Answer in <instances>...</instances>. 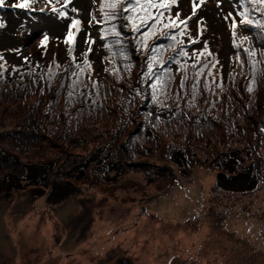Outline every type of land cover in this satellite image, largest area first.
<instances>
[{"label": "rangeland", "instance_id": "rangeland-1", "mask_svg": "<svg viewBox=\"0 0 264 264\" xmlns=\"http://www.w3.org/2000/svg\"><path fill=\"white\" fill-rule=\"evenodd\" d=\"M6 1L11 2H4L8 11L15 13L0 16L2 31H9L15 23L13 17L24 16L22 11L12 8L24 0ZM109 1L104 6L101 0H95L93 10L92 0H30V6L24 8L45 15L37 13L33 20L27 18L18 29L15 42H20L22 54L14 57V64H27V53L36 56L33 52L42 46V54L50 57L48 65L53 59L62 61L65 46L61 42L69 18L74 17L79 24L75 27L73 53L86 44L87 38L88 51L99 57V61L94 60L91 74L107 66L105 73L97 74L100 79H94L95 87H89L90 93L98 94L101 101L83 109H76L83 100L81 92L65 94L69 80L59 78L60 71L45 81L33 72L17 77V83L8 84V79H0V156L16 157L6 162L0 159V178L6 184L0 191V264H264V60L258 59L264 37L258 33L264 0L235 3L239 13L233 11V19L236 25L238 21V27L232 32L231 42L243 47L244 32L250 31L247 38L253 45L247 52L237 49L235 61L229 67L225 51L227 7L218 4L219 0H177L178 6L171 11H178L173 16L182 23L192 20L199 29L204 22V35L212 32L216 38L212 53L218 50L220 64L200 63L201 66L186 64L179 58V53L187 54L192 38L200 32L193 35L191 27L187 33L185 29L188 40L184 42L171 43L173 36L168 34L163 43L154 45L150 33L161 29L135 35L134 24H122L123 0ZM104 11H114L115 27L129 33L116 36L112 46L108 39L104 40L112 33L106 31L109 19ZM74 34L73 29L67 41L72 43ZM44 37L49 38V45H42ZM97 37L102 40L101 46ZM0 42L8 44L9 37L1 34ZM108 47L117 51L114 62L103 61L104 56L111 54ZM147 51V59L150 57L153 65L146 70L157 75L151 88L156 83L154 93L158 100L166 105L170 97L177 114H151L148 120L156 126L154 135L141 140L133 133L130 146L125 148L119 145L126 139L125 132L110 138L104 131L118 122L115 119L99 128L103 131L100 134L94 130L98 127L90 125L84 140L80 127L73 126V137L80 141L67 144L62 136L65 132L58 126L65 122L70 110L105 112L115 109L116 102L124 97L128 102L138 86L146 90L138 74ZM7 55V51L0 50V65L5 64ZM133 57L138 59L133 61ZM169 70L173 71L174 84L164 88L158 76L163 77ZM86 73L90 74V70ZM106 74L110 77H101ZM29 75V85H23V78ZM220 78L221 85L228 81L224 87L216 84ZM75 83L86 87L83 75ZM16 87L21 94H13ZM105 90L113 97L111 107L104 103ZM166 114L169 115L167 111ZM30 124L39 130L50 129V140L43 142L37 136L17 134ZM127 124L124 131L133 126L131 120ZM104 140L112 141L107 149L110 161L121 163L119 173H105L90 163L85 171L79 167V174L70 168L84 163L82 153ZM249 142L250 158L237 167L255 165V186L236 191L215 185L219 162L216 157L222 146L241 150ZM182 148L188 156L186 168L169 160L172 150ZM30 163L39 166L36 174L43 170V164L50 165L43 181L49 184L55 178L67 180L71 183L70 193L57 203H49L45 199L48 187L42 181L34 186L25 180ZM40 191L44 193L39 195Z\"/></svg>", "mask_w": 264, "mask_h": 264}, {"label": "trees", "instance_id": "trees-1", "mask_svg": "<svg viewBox=\"0 0 264 264\" xmlns=\"http://www.w3.org/2000/svg\"><path fill=\"white\" fill-rule=\"evenodd\" d=\"M107 1L108 0H101L104 6ZM93 2L95 3V0H93ZM109 2H112V0ZM169 2L173 3V1L171 0H139V2H137V0H123L122 12L124 15V20L122 24L123 25L129 23L134 24L136 26L135 27L136 30H134L135 35L136 34L139 35L140 33L143 34L144 32L147 31H154L156 29H161L158 32L150 33L154 38L152 40L154 45L163 43V41L167 39L166 36L168 34H171L173 36L171 43L176 44L177 42H184L188 40V38L184 36L185 29L187 33L189 30H192V28H194L193 35L199 32L200 35L198 37L196 36L192 38L191 40L192 42H190V44L188 45V48L190 50L187 52V54L179 53V58L184 63L191 65L196 64L201 66L202 64L200 63H209V65L220 64L218 50L214 54L212 53L214 49V47H212L213 46L212 44H214L216 38L212 37V32H209L207 35H204L205 33L204 22H202V25L200 24V29L197 28V25L193 26L195 23L192 20H188L185 21V23H182L180 20L175 18V16H173V14L175 13L171 12L172 11L171 6H173L174 4H168ZM260 7H263V11H264V3ZM10 13H11L10 11H7V12H2L0 14L6 15ZM14 13L15 12H12V14ZM113 13L114 11H110V12L104 11L105 18L109 19V22H107L109 27H106V31L107 32H110V30L112 31V33H110L109 36L104 39L105 41H107L108 39L109 46H112V43L114 42L116 36H120L122 34L129 35V33L124 32L122 28L115 27V20L113 19V15H114ZM12 19H14L15 23L12 24L10 30L5 31L4 34V36H6L7 38L9 37V43L3 44L0 42V50L6 46L8 47L11 46V48H16L20 46L18 45L20 42L18 41L17 43L15 42V40L17 34L20 33L18 29L24 26V23H26L27 18H25L24 16L17 15ZM226 19L230 22V18L228 16ZM260 19L261 20L258 26V33L264 36V15L261 16ZM14 28H16V31L13 30ZM225 30H226L225 38L227 45L225 51H226V56L228 58L226 67H229L235 61L236 58L235 54L237 49L240 50L244 49L247 52L249 46L253 45V41L249 38L243 37L241 40V44H243L244 46L243 47L236 46L231 42L233 41L232 32L235 30V26L234 25L231 26L230 24H228ZM160 33L163 34L158 35ZM100 39L97 37L96 42L98 43V45L101 46L102 40ZM85 42L86 44H84L83 47H81L79 50L76 49V53H73V50L76 48L74 46L75 40L72 45L70 44L64 45L65 47H69V50H65L63 60L57 61V59H53V62L50 65H48V63L50 62V57L48 56L46 58L44 54H42L44 53L43 46L35 49L33 53L34 54L36 53V56L33 55L32 53H27V62H28L27 64L23 62L14 64L13 60L16 55L13 53L11 57L8 59V61L5 60V64L0 65V79L3 80L8 79L6 82L8 84H10L13 81L17 83V81L19 80L16 79L17 77L20 76L24 77L29 73L33 72L34 75L40 81L42 80V78L43 81H45L47 77L54 78V75L60 71L61 74L59 78H67L69 80V85L66 86L65 94L69 95L71 93L74 94L76 92L82 93L83 100L77 105L76 109H83L85 107L94 106L93 104L98 101H101V98L98 96V94L90 93L89 87L91 88L95 87L94 79L97 78V74H99V72L105 73V66H107V64H105L98 72L91 74V71L93 70L94 60L99 61V57L98 55L95 56L94 53L88 51L89 50L88 46L90 45V42L89 41L87 42V38L85 39ZM196 43L197 46H195ZM229 43L232 46H230ZM193 46L195 47L191 48ZM260 46L262 47V51L260 55H258V59L262 61L264 60V37H262L261 39ZM93 47L96 48L95 43ZM200 49H202V51L204 52L202 55L200 54ZM96 50L98 53L99 49L96 48ZM108 52H110L111 54L108 53L107 56H104L103 61L107 60L114 62V59L112 58L116 56L114 54H117L116 49H114L113 47L112 48L108 47ZM149 54H150L149 51H147L146 55L143 57L144 60H141V70H139V74H138L139 80L144 81L146 90L138 86L139 90H135L133 92L135 94L130 96L131 99L128 100V102L126 100V97H124L123 100L121 99L120 101L116 102L115 109L108 110L105 112H96V111L77 112L74 109H72V111L74 110L72 112L70 110V115H67L64 118L65 122L59 124L58 126L62 133L65 132L62 134V136H64L65 138L64 140L68 141L66 142L67 144L70 145L74 143L78 144V141H80L73 137L74 136L73 133L75 134L74 129H76V128H72L73 126L80 127L79 130L80 137L84 140V136L89 135L88 133L90 129H88V127L90 125L91 126L94 125L93 127H98L95 128L94 130L96 131V133L100 134L103 133V131L100 130L99 128L102 127L104 128V126L106 127L107 126L105 125L106 123L110 122V120L115 119L116 121H118L114 124L116 127L113 125V127L111 128H104V131L107 132V135L110 138H112V136L116 138L121 132H125L126 139L124 138L122 142L119 143L120 146L125 148L127 146H130L131 143L130 139L132 138L130 137V135L133 133H137L141 140L146 139V137L149 139V137H152L154 135L153 130L155 129L156 126L148 120V116L150 117L151 114L153 113L158 114L160 117H168L171 114H174L175 108L173 106V102L171 101V98L168 97L166 105H164V102L158 100L157 98L158 95L154 93V89L156 88V83L151 88L153 82L157 78V75L153 74L151 71L146 70L149 65L150 66L153 65L150 57L149 59H147V56ZM134 59H138V57L136 58L133 57L132 60L134 61ZM249 60H250V56H248V61H247L248 64H250ZM123 65L124 67H126L127 64L124 63ZM168 65L172 66V64H170L169 62ZM251 67L254 68V66ZM111 68H114V66ZM87 70L88 71L90 70L91 75L86 73L88 72ZM79 75H83V78L86 80L85 88H81L79 87V83L77 84L75 83L76 80L79 81V79L75 80V78H77ZM31 77L32 76L29 75L28 77L23 78L22 81L23 85H25V83L27 82L29 85ZM101 77L105 78L110 76L106 74V76H101ZM158 78L159 80H161L164 88L174 84L173 83L174 75L172 70H169L166 74L163 75V77L159 75ZM204 80L207 82V78H204ZM221 80L223 79L222 78L218 79L216 84L221 85L222 83ZM90 82L92 84H90ZM179 82H184V79H180ZM227 83L228 81H225L221 86L224 87ZM104 84H105L104 88H106L107 87L106 82ZM32 87L27 89L29 90ZM13 91H14L13 94H17V95L21 94V92L17 90V87ZM174 94L175 97H180L179 93H174ZM104 98L106 99L104 102L105 105L108 106L110 105L111 107L112 106L111 102L114 100H111L113 97H110L106 93V90H105ZM132 100L135 102H132ZM185 102H187L186 99ZM64 106L65 104L63 105V109ZM63 111L64 110H62V112ZM166 111L169 113V115L166 114ZM71 115H73V117ZM71 117L73 119H71ZM130 120L133 125L132 128H130L128 131H124L125 127L128 125L127 121ZM145 126L146 128L143 129ZM259 131L261 135V130L259 129ZM16 132L19 136H23V135L37 136L43 142H47L51 138L50 129H48L47 131L46 128L44 127L42 130H39L37 126H35V124H30L28 126H25L21 129L20 132L18 131ZM56 135L59 134L56 132ZM157 137H158V133L156 134V137H154L153 140H155ZM263 138H264V132H262V139ZM111 142L112 141L104 140L99 145L96 146L94 145L86 149L85 152L82 153L81 155L83 156L84 163H81L79 166L72 165L70 168L79 174V167H81L82 170L85 171L90 163L91 166H93L94 168H100L105 173H109V174L110 173L114 174L115 172L119 173L121 171L120 170L121 168H119L121 163H117V161L115 162L110 161L109 149L107 148L109 144H111ZM58 144L59 143L57 142V145ZM250 144L251 143L249 142L246 146H243L241 150L232 149L231 145H227V144H224L222 146L221 150L219 151L216 157L219 159V162L216 163L217 171L215 173V182H214L215 185H217L222 189H226V190L232 189L236 191L250 190L255 186V184L258 181L257 174H255L254 172L255 165L249 164L244 168H239V169H238L239 166L237 167V165H239V162L244 161V159L247 160L248 158H250V153L248 152ZM11 158H16V157L0 156V159L3 162L9 161ZM126 160L128 159L127 158L124 159V161ZM169 160L171 164H175L178 167H182V168L188 167V156L186 155L183 148L172 150L170 153ZM36 166L39 167L35 163H30L27 165L26 174L28 175H26L25 180L30 182V184L34 186L39 185V183H41L42 181V184L48 187L45 199L49 201V203L51 204L57 203L70 193L69 188L71 183L67 180L55 178V179H51V182L49 184H46L43 181V179L47 177V174H49L48 171L50 169V165L43 164L42 167L43 170L40 171L39 174L36 173L40 168L37 169ZM9 176L16 177L13 176V174L12 175L9 174ZM3 187H6V184L4 178L2 177L0 178V191L3 190ZM43 193H44L43 191H40L39 195H42Z\"/></svg>", "mask_w": 264, "mask_h": 264}, {"label": "snow or ice", "instance_id": "snow-or-ice-1", "mask_svg": "<svg viewBox=\"0 0 264 264\" xmlns=\"http://www.w3.org/2000/svg\"><path fill=\"white\" fill-rule=\"evenodd\" d=\"M4 2H5V0H0V6H2L4 4ZM137 2H139V0H137ZM173 2H175V0H173ZM29 6H30V0H24V2L15 5V7H18V8H28ZM112 6L115 7V5H112ZM241 23H245V21H241ZM74 24L78 25L79 21H75ZM0 26H2V25H0Z\"/></svg>", "mask_w": 264, "mask_h": 264}, {"label": "crops", "instance_id": "crops-1", "mask_svg": "<svg viewBox=\"0 0 264 264\" xmlns=\"http://www.w3.org/2000/svg\"><path fill=\"white\" fill-rule=\"evenodd\" d=\"M7 215H8V211H7ZM11 235H13L12 232H11Z\"/></svg>", "mask_w": 264, "mask_h": 264}, {"label": "bare ground", "instance_id": "bare-ground-1", "mask_svg": "<svg viewBox=\"0 0 264 264\" xmlns=\"http://www.w3.org/2000/svg\"><path fill=\"white\" fill-rule=\"evenodd\" d=\"M29 235H31V234H29Z\"/></svg>", "mask_w": 264, "mask_h": 264}]
</instances>
